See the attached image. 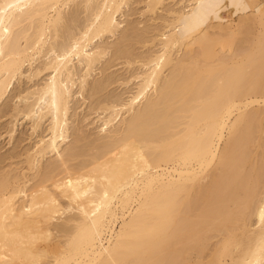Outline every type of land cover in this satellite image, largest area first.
Instances as JSON below:
<instances>
[{"label": "bare ground", "instance_id": "obj_1", "mask_svg": "<svg viewBox=\"0 0 264 264\" xmlns=\"http://www.w3.org/2000/svg\"><path fill=\"white\" fill-rule=\"evenodd\" d=\"M2 138L0 264H264V0H0Z\"/></svg>", "mask_w": 264, "mask_h": 264}, {"label": "rangeland", "instance_id": "obj_2", "mask_svg": "<svg viewBox=\"0 0 264 264\" xmlns=\"http://www.w3.org/2000/svg\"><path fill=\"white\" fill-rule=\"evenodd\" d=\"M22 123V122H21ZM20 123V124H21ZM22 128L23 127V125L21 124L20 126H19V128ZM20 128V129H21ZM90 128V129H89ZM88 129L92 132H94V133H96L98 130H97V128H96V125H91V126H89L88 127ZM3 139V140H2ZM1 140H0V147H3V144L5 145V147H3L4 149L3 150H1V151H3V152H5V151H7L8 149H10L11 147H12V144H8L7 142H8V138H6V139H4V138H2Z\"/></svg>", "mask_w": 264, "mask_h": 264}]
</instances>
